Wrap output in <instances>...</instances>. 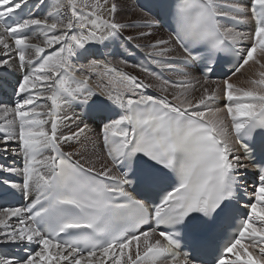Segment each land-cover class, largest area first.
<instances>
[{
  "label": "snow or ice",
  "instance_id": "6c2138e0",
  "mask_svg": "<svg viewBox=\"0 0 264 264\" xmlns=\"http://www.w3.org/2000/svg\"><path fill=\"white\" fill-rule=\"evenodd\" d=\"M45 6L0 0V80L15 75L16 97L0 103V156L22 160L0 164V183L28 201L0 208V246L14 249L0 264H264V0ZM129 28L149 29L125 39L159 72L74 65ZM225 57L230 75L209 79Z\"/></svg>",
  "mask_w": 264,
  "mask_h": 264
},
{
  "label": "bare ground",
  "instance_id": "6f19581e",
  "mask_svg": "<svg viewBox=\"0 0 264 264\" xmlns=\"http://www.w3.org/2000/svg\"><path fill=\"white\" fill-rule=\"evenodd\" d=\"M128 3H129V5H130V8L132 9V6H134L133 5V3L131 2V1H129L128 0ZM135 8V7H134ZM133 18H136L135 16L133 17ZM160 35H162L161 33H160ZM134 42H141V43H143V41H134ZM89 44V43H88ZM88 44H86V45H88ZM91 58H88V59H85V60H83L81 57H73V63H74V65L76 66V67H79L81 64H86L89 60H90ZM127 72H129V73H131V74H134V75H141V76H143V74L142 73H140V72H138V71H132V70H128ZM236 78V77H235ZM240 80V79H239ZM241 81V80H240ZM95 82H96V80H95V77H93V81H92V83H93V85L95 84Z\"/></svg>",
  "mask_w": 264,
  "mask_h": 264
},
{
  "label": "rangeland",
  "instance_id": "374dc122",
  "mask_svg": "<svg viewBox=\"0 0 264 264\" xmlns=\"http://www.w3.org/2000/svg\"><path fill=\"white\" fill-rule=\"evenodd\" d=\"M129 1H131V0H129ZM132 2V1H131ZM133 3V2H132ZM132 9H134V6H132ZM136 33L137 32H135V31H131V32H129L128 34L129 35H136ZM242 72L244 73V75H241V76H238V77H236V78H234V80H233V82H241V81H243L244 79H245V77L246 76H248V75H251V72L249 71V69L248 68H246V69H243L242 70ZM141 76V75H140ZM241 81H240V80ZM243 86H247V85H243Z\"/></svg>",
  "mask_w": 264,
  "mask_h": 264
}]
</instances>
